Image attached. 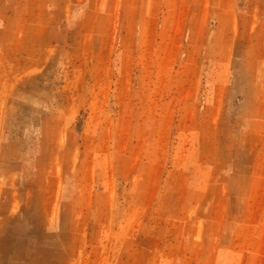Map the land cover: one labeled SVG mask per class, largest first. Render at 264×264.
Segmentation results:
<instances>
[{
    "label": "rangeland",
    "instance_id": "1",
    "mask_svg": "<svg viewBox=\"0 0 264 264\" xmlns=\"http://www.w3.org/2000/svg\"><path fill=\"white\" fill-rule=\"evenodd\" d=\"M0 264H264V0H0Z\"/></svg>",
    "mask_w": 264,
    "mask_h": 264
}]
</instances>
